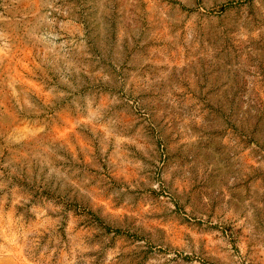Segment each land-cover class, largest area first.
Wrapping results in <instances>:
<instances>
[{"label": "rangeland", "instance_id": "rangeland-1", "mask_svg": "<svg viewBox=\"0 0 264 264\" xmlns=\"http://www.w3.org/2000/svg\"><path fill=\"white\" fill-rule=\"evenodd\" d=\"M0 264H264V0H0Z\"/></svg>", "mask_w": 264, "mask_h": 264}]
</instances>
